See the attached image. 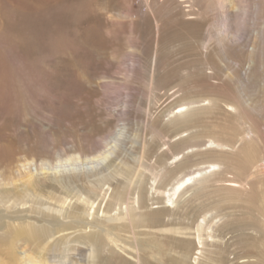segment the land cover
<instances>
[{
	"label": "rangeland",
	"instance_id": "1",
	"mask_svg": "<svg viewBox=\"0 0 264 264\" xmlns=\"http://www.w3.org/2000/svg\"><path fill=\"white\" fill-rule=\"evenodd\" d=\"M0 181L4 264L40 260L46 209L63 200L71 223L76 193L96 218L51 261L92 264L91 242L93 264H264V0H0ZM119 196L131 223L105 220Z\"/></svg>",
	"mask_w": 264,
	"mask_h": 264
},
{
	"label": "bare ground",
	"instance_id": "2",
	"mask_svg": "<svg viewBox=\"0 0 264 264\" xmlns=\"http://www.w3.org/2000/svg\"><path fill=\"white\" fill-rule=\"evenodd\" d=\"M228 105V104H227ZM229 106V105H228ZM108 156H105L103 158L101 157H92V158H87V159H84L82 161H75L74 159H68L67 161H65V164L68 163V166L67 165H58V166H55V168H53L52 170L55 171V172H59V171H64L66 169H69L71 171L75 170V169H82V170H86V169H93L95 168L98 164V162L100 160L102 161H105L107 160ZM77 160V159H76ZM79 163V164H78ZM59 164V163H58ZM216 168V165L215 164H210L209 167L207 168L208 172L209 173H213L214 170ZM44 170V169H43ZM49 170V169H48ZM57 172V173H58ZM206 172V171H205ZM204 172V173H205ZM202 173V172H201ZM196 175H199V173H195ZM195 174L193 175H186L184 177H181V180L177 181L175 183V185L170 189V191H174L173 194L167 192V198H166V204L167 205H171L173 203L172 201V197H174L176 195L177 192H179V194H181V192L187 187L189 186L192 181L197 177V176H194ZM32 174L30 173V171H25V176H24V180L22 181L24 183V185H26L27 187L31 186V183H32ZM13 185V181L12 183H5L3 181H0V186L2 187H6L8 185ZM16 184V183H14ZM98 184V183H97ZM31 192V194L33 195V200H36V201H40V194L38 195L36 193V191H29ZM92 195H95L96 193L94 192V190L91 189V192H90ZM25 195H28V197L30 196L29 193L25 194ZM24 195V196H25ZM74 198H76L77 201H80L81 203H83L84 205V209L81 211L80 213V217H78L77 219H74L71 221V223H67L65 222V219H67V217L64 215V201L59 199V200H55V205L53 207H48L47 205V209L46 210H49L50 212L54 213L56 215V221L54 222H49V229H47V233L45 235H47V237L45 238L46 240L44 242L45 245H43L42 249H41V252L39 253L40 255V260H37L35 257H34V253L33 252H28V250H24L22 253H23V257L20 264L24 263V264H44L46 262V264H70L68 261L66 262V260L64 261H51L49 260L50 258L47 257V251L48 249H52V246L49 247L48 244L52 243V244H56L58 243L59 241L63 240V239H66V240H70V237L69 236H62L58 239H55V235L59 234L60 232H63L64 230H67V229H71L70 226L74 225L76 228H77V231H79L82 235L83 233V230L86 229V226L93 223V221L95 220L96 218V212H95V209L93 207V202L94 201H91L90 198L87 196H85L84 198V195L82 197L81 194H78L76 193L74 196ZM93 197V196H92ZM42 198V197H41ZM43 199V198H42ZM49 200H53L51 197H49ZM38 201V202H39ZM30 201H28V199L26 197H23L22 199H14L13 200V204L15 205H26V203H28ZM3 203V202H2ZM31 203H34L33 201ZM133 204V203H131ZM135 204L137 205V202L135 201ZM40 205V204H39ZM10 206V204H9ZM35 206V205H34ZM116 206L119 207L117 209L116 212H113V214L111 216H109L107 219H105L106 221H111V222H127V223H131V221H133V217H134V211H135V206L131 207V206H128L126 204L123 205L122 203V200H121V197L119 196L117 199H116ZM168 207V206H166ZM10 208V207H8ZM4 210V209H3ZM6 212V210H5ZM8 212V211H7ZM112 212V210H111ZM81 216L82 217H85L87 220H81ZM75 217V216H74ZM5 219V218H4ZM61 219V221H60ZM89 220V221H88ZM9 221V220H8ZM91 221V223H90ZM19 223V222H18ZM56 223V226H58V228H60V230H55L53 229L54 228V224ZM12 224V223H11ZM93 225V224H92ZM202 227V224H199L198 227H197V254L200 255L201 254V249L203 248V242H202V238H201V235H200V229ZM15 228V227H14ZM101 231V233L104 234V236L108 239V242L112 245H117V242L118 240L116 239H113L111 237V235L109 234L110 231H108L106 228H99ZM110 230V229H109ZM3 231V230H2ZM86 234V231L84 232V235ZM112 234V233H111ZM18 236V234H16V237ZM79 236V235H78ZM114 236V235H113ZM88 237V236H87ZM104 237V238H105ZM210 238V236H208ZM81 239V238H80ZM76 240H78L76 238ZM75 239H74V242H77ZM87 240V239H86ZM39 242L37 244V246L39 247L41 245V241H37ZM107 242V243H108ZM25 244V242H23ZM43 243V242H42ZM82 243V242H81ZM106 243V244H107ZM70 244V243H69ZM10 245V246H9ZM12 243L8 244L9 246V249L11 247ZM29 244H25L24 246L27 247ZM82 245V244H81ZM84 245V244H83ZM89 245V248H88V260L93 264L94 263V260H95V248L94 246L91 244V242L88 244ZM105 246V245H103ZM29 247V246H28ZM37 247V248H38ZM55 247V246H53ZM109 247V246H108ZM113 247V246H112ZM119 247V246H118ZM13 250V249H11ZM54 251V250H53ZM57 251V250H56ZM70 251V250H69ZM60 252V251H59ZM58 252V253H59ZM64 252L67 254V251L64 250ZM53 253V252H52ZM55 253V252H54ZM9 255L10 256H14L13 255V252L11 251L9 254H7V256ZM60 255V254H59ZM58 255V256H59ZM66 256V255H65ZM5 257V256H4ZM18 257V256H17ZM51 257V256H50ZM53 257V255H52ZM8 258V257H7ZM12 258V257H11ZM68 258V257H67ZM197 259V258H196ZM6 260V259H5ZM19 260V259H18ZM58 260V259H57ZM14 263H17V261H15V259H13V261L9 262H5V264H14ZM0 264H4L2 259L0 258Z\"/></svg>",
	"mask_w": 264,
	"mask_h": 264
}]
</instances>
